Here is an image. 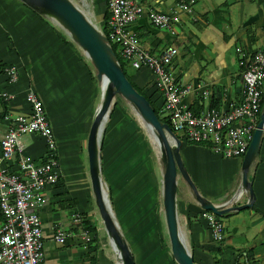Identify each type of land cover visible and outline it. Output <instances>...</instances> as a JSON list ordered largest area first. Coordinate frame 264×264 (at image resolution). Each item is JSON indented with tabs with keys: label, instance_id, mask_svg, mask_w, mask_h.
Listing matches in <instances>:
<instances>
[{
	"label": "crops",
	"instance_id": "1",
	"mask_svg": "<svg viewBox=\"0 0 264 264\" xmlns=\"http://www.w3.org/2000/svg\"><path fill=\"white\" fill-rule=\"evenodd\" d=\"M137 1L144 11L128 26L138 44L154 56L168 45L177 49L171 61V73L177 85L189 86L181 103L194 114L209 108L213 102H216L213 108L218 110L238 103L242 88L238 59L241 54L249 57L262 45L264 0H194L190 12L177 10L179 25L174 34L154 27L147 15L149 10H165L180 0ZM80 3L83 1L79 0L75 5ZM89 6L90 21L103 29V14L107 12L105 0H91ZM44 15L21 0H0V68L13 67L17 73L16 81L11 83L0 73V93L6 95L0 97L6 101L4 115L10 117L28 111L24 96L27 90L33 91L50 118L56 142L60 178L44 190V202L38 209L43 241L39 264H119L99 214L95 216L92 212L93 207L97 209L90 188L86 148L81 147L86 145L88 129L100 101V82H96L86 56L73 39L67 38L63 29ZM130 68V82L158 110L161 96L152 72L146 67ZM263 92L264 82L261 94ZM129 106L124 101L103 124L99 140L100 143L103 139L102 149H99V174L113 219L133 263L154 264L150 250L163 247L160 241L163 220L160 189L154 171L156 166L153 161L151 165L146 163L148 156H152L151 148L147 146L140 125L129 115ZM85 112L87 116L82 118ZM75 115L82 119L78 123L72 122L73 127L69 129L70 119ZM143 126L149 134L145 122ZM6 128L7 120L3 118L0 139ZM124 128L130 133L119 134ZM24 135L23 142L19 139L22 158L33 162L44 160L43 139L36 133ZM184 141L179 147L181 161L203 198L223 206L238 191L229 206L249 201L247 191L239 188L242 156L224 157L207 145ZM73 142L77 147L73 148L75 156L70 155ZM141 149L145 155L139 153ZM109 151L113 156V168L122 164L127 167L125 176L112 179L113 188L107 185L101 164V158H106ZM159 159L162 162L160 155ZM12 161L15 164L18 156L15 155ZM247 179L252 189L251 205L225 213L223 237L219 242L211 239L207 223L200 218L202 209L190 189L186 184H176L179 233L197 264H264V132ZM142 205L147 209L144 215L141 214ZM74 214L80 215L82 222L89 220L95 227V237L91 233L88 242L79 235L78 226L72 219ZM132 214L133 219H128ZM98 220L103 229L96 225ZM135 222L137 226L133 225ZM55 228L67 234L63 243L53 240ZM165 237L167 239L166 234ZM221 246L225 248L218 252L217 248ZM166 251L169 253V246ZM168 256L170 260V253Z\"/></svg>",
	"mask_w": 264,
	"mask_h": 264
},
{
	"label": "built area",
	"instance_id": "2",
	"mask_svg": "<svg viewBox=\"0 0 264 264\" xmlns=\"http://www.w3.org/2000/svg\"><path fill=\"white\" fill-rule=\"evenodd\" d=\"M194 0H180L165 10H149L148 19L157 28L175 33L179 25L177 10L190 12ZM108 18L105 30L100 33L106 43L119 46V54L131 67L148 68L155 79L161 96L159 113L169 122V128L178 137L193 143L207 145L224 157L242 156L250 141L259 112L261 86L264 82V35L260 48L249 57L240 55L241 96L238 103L228 109L209 107L192 113L181 98L189 86H179L171 73V61L177 49L168 45L157 56L144 50L137 42L129 24L144 11L137 0H105ZM240 52V49L237 48ZM0 73L14 82L17 73L13 67H2ZM0 97H6L0 93ZM24 100L28 111L9 116L6 132L0 139V264H39L42 259L43 241L38 209L44 202V190L60 178L56 142L42 102L27 90ZM38 134L44 141V160L33 162L22 158L20 136ZM18 161L13 164V157ZM200 218L207 223L211 239L219 242L223 237V223L218 215L201 210ZM73 223L85 242L91 239L89 229L81 216L74 214ZM67 234L55 228L53 240L63 243Z\"/></svg>",
	"mask_w": 264,
	"mask_h": 264
},
{
	"label": "water",
	"instance_id": "3",
	"mask_svg": "<svg viewBox=\"0 0 264 264\" xmlns=\"http://www.w3.org/2000/svg\"><path fill=\"white\" fill-rule=\"evenodd\" d=\"M28 6L57 20V24L73 39L95 70V77L100 82V101L91 120L87 139L86 157L90 188L100 221L108 235L119 264H134L126 242L122 239L103 188L99 167V140L103 124L106 121L112 100L120 96L135 111V114L150 127L159 138V155L163 163L161 174V205L169 253L176 264H197L186 250L179 233L176 218V176L177 173L190 189L195 202L202 210L216 215L249 207L253 200L251 183L247 179L248 169L256 157L259 141L264 132L263 109L252 131L250 141L241 157L239 188L247 191L250 199L242 205L229 206L235 201L234 192L223 206L203 198L196 190L179 154L181 141L169 126L161 122L148 100L138 93L120 68L111 47L105 37L90 19L71 0H21ZM149 135V134H148Z\"/></svg>",
	"mask_w": 264,
	"mask_h": 264
},
{
	"label": "rangeland",
	"instance_id": "4",
	"mask_svg": "<svg viewBox=\"0 0 264 264\" xmlns=\"http://www.w3.org/2000/svg\"><path fill=\"white\" fill-rule=\"evenodd\" d=\"M74 4H78V2H79V0H71ZM83 1V3H80L79 5H76V6H78L82 11H83V13L88 17V18H90L89 16H90V6L89 5H91V0H82ZM88 3V4H86V3ZM85 3V4H84ZM45 14V13H44ZM45 15H47V14H45ZM44 15V16H45ZM48 16V15H47ZM46 19L48 20V21H50V23H51V20L50 19H52V21H54V22H56L57 23V20L56 19H54V18H47L46 17ZM93 19V18H92ZM64 31V33H65V35H66V37L68 38V37H70L66 32H65V30H63ZM70 39H71V37H70ZM112 45V44H111ZM113 48H114V51H115V54H116V56L119 58V60L121 61V64H122V68H123V70H124V72H125V74H126V76H128L129 77V74H130V70H131V68H130V66L129 65H127L125 62H124V60L122 59H120V56H119V46L118 45H114L113 44ZM88 60V59H87ZM88 62H89V66H90V69H91V71L93 72L92 74H94L95 75V73H94V68H93V66L91 65V63H90V61L88 60ZM96 80V82H98L99 83V81L97 80V79H95ZM99 88V87H98ZM99 90H100V88H99ZM262 109H263V102L261 103V105H260V109H259V112H258V115H259V113L262 111ZM128 111H129V115H132V117H135V111H134V109L131 107V106H129V109H128ZM79 114V113H78ZM80 115V114H79ZM157 115H158V117H159V119L160 118H162V113H159L158 111H157ZM76 117H72L71 119H70V124H71V126L69 127V129H71L73 126H72V122H79L82 118H85V116H87V113L85 112L84 113V116L81 118V116H77V115H75ZM137 116V115H136ZM138 117V116H137ZM49 120H50V118H48ZM256 119L258 120V116L256 117ZM256 120V121H257ZM138 121H139V127H140V130L141 131H143L145 134H146V136H147V138H148V140H149V143H151V145H152V147H151V152H150V155H152L151 157L150 156H148V158H147V161H146V163L148 162V165H151V163H152V161H153V163H154V165L156 166V167H154V171H156V176L158 177V180H157V188H158V190L160 189V186H161V183H160V178H159V175L161 174V170L163 169V163L162 162H160V159H159V149H158V146L157 145H155V143H153L154 142V140L148 135V132L146 131V128L143 126V122L141 121V119H139L138 118ZM129 131V129L128 128H124L123 130H121L120 132H118L119 134H123V135H125V134H129L130 132H128ZM24 135V134H23ZM21 135L20 136V138H22V142H23V140L26 138V135ZM31 135H34V134H31ZM151 141V142H150ZM75 142H73V145H72V147H71V150H70V152L72 153V154H70V155H72V156H75V153H74V149L73 148H75V149H77V147L75 146ZM84 150H85V147L84 146H81ZM139 153H143L144 154V152H143V150L141 149V150H139ZM110 154V151L108 152V154H107V157L106 158H101V164L103 163V168H102V173H103V176H104V178H105V180L107 181V185L108 186H110L111 188H113L115 185H112V179L115 177V176H118V175H121V176H125L123 173L126 171V169H127V167L124 165V164H122V165H120V166H118V167H116V168H113V164H112V162H113V156ZM145 155V154H144ZM23 156V155H22ZM150 157V158H149ZM87 164V163H86ZM149 168V167H148ZM181 183H183L184 185H185V183H184V181H183V179L179 176V174H177V176H176V184H177V186H178V184L180 185ZM177 190H178V188H176V192H177ZM152 192H153V190L151 189L150 190V194H152ZM107 194H108V192H107ZM150 194H148V197H150ZM120 195V194H119ZM122 196H123V198H124V195L122 194ZM114 200H115V198H114ZM161 207V209H162V205L160 206ZM128 210H130L129 208H128ZM141 210H142V215H144V213H145V211L147 210L146 208H144L143 207V205L141 206ZM92 212L95 214V216H98V214H96V213H98L97 212V210H95V208L93 207V210H92ZM141 214H140V216H141ZM134 214H132L128 219H133V216ZM148 215H149V213L147 214V217H148ZM219 218H220V220L221 221H223V222H225V213L224 214H222V215H219L218 216ZM136 222H138V221H136ZM133 223V225H136L137 223ZM100 225V222H99V220H98V222H96V225ZM138 225V224H137ZM136 225V226H137ZM100 227L102 228V225H100ZM103 229V228H102ZM103 232H104V230H103ZM160 234H161V237H163V242H161V245L163 246V247H156L155 249H153L152 251L150 250V253H151V261L153 260V261H155L154 262V264H170L171 262H170V260H169V253L166 251L167 249L166 248H168V242H167V239H166V242H165V234H166V232H165V227H164V222H163V220L161 219V224H160ZM150 243H152V241H150Z\"/></svg>",
	"mask_w": 264,
	"mask_h": 264
},
{
	"label": "trees",
	"instance_id": "5",
	"mask_svg": "<svg viewBox=\"0 0 264 264\" xmlns=\"http://www.w3.org/2000/svg\"><path fill=\"white\" fill-rule=\"evenodd\" d=\"M105 5H106V3H105ZM107 18H108V12H104V14H103V21H104V27H103V31L105 30V23H106V20H107ZM111 49H112V51H113V53H114V56H115V58H116V60H117V62H118V64H119V66H120V68L122 69V71L124 72V70H123V68H122V64H121V61L119 60V58L116 56V54H115V51H114V48H113V45H111ZM121 59V58H120ZM122 60V59H121ZM124 74H125V72H124ZM125 76H126V74H125ZM126 78L129 80V77L128 76H126ZM130 81V80H129ZM131 83V82H130ZM131 85L134 87V89L138 92V93H140L141 95H143V93L135 86V85H133L132 83H131ZM144 96V95H143ZM147 100H148V98L146 97V96H144ZM264 101V92L261 94V99H260V105H261V103ZM148 102H149V104L151 105V107L153 108V110H154V112H155V114L157 115V111L159 110V108H158V110L151 104V102L148 100ZM124 103V100L120 97V96H118V95H115L114 96V98H113V100H112V104H111V107H110V111H109V114H108V117L110 118L112 115H113V113H114V111L116 110V108L117 107H122V104ZM210 107H216V102H213V103H211V106ZM259 109H260V107H259ZM5 112H6V101L4 100V99H2V98H0V121L3 119V117L5 116L4 114H5ZM257 116H258V114H257ZM131 117H132V115H131ZM157 117H158V115H157ZM133 118V122H136V123H138L139 124V122L138 121H136V116L135 117H132ZM159 118V117H158ZM161 122H163V123H165L167 126H169V122L166 120V119H164L163 117L162 118H160L159 119ZM257 120V119H256ZM144 136H145V139H146V142H147V146L149 147V148H151V145L149 144V140H148V138H147V136H146V134H144ZM179 138V140L181 141V142H185L184 140L185 139H183V138H181V137H178ZM189 142V141H188ZM190 143H193V142H190ZM195 144H200V145H203V144H201V143H195ZM102 146H103V139L101 138V141H100V143H99V149L101 150L102 149ZM178 174V173H177ZM153 217L155 218L154 220H156V217H155V213L153 214ZM2 219V216H1V214H0V220ZM88 229H89V231H90V233H93L94 235V237H95V234H96V229H95V227L93 226V224H91L90 223V221L89 220H87V219H85L83 222H82ZM159 226V225H158ZM76 229H78V227H76ZM157 229H158V227H157ZM94 240V239H93ZM160 241L161 242H163L164 240H163V237H160ZM165 242H166V237H165ZM224 246H221V247H218L217 248V251L218 252H221L222 250H224ZM168 249V248H167ZM170 260H171V262L173 263V264H176L175 262H174V260H173V258H172V256L170 255ZM215 263H216V261H215Z\"/></svg>",
	"mask_w": 264,
	"mask_h": 264
},
{
	"label": "bare ground",
	"instance_id": "6",
	"mask_svg": "<svg viewBox=\"0 0 264 264\" xmlns=\"http://www.w3.org/2000/svg\"><path fill=\"white\" fill-rule=\"evenodd\" d=\"M148 128V130H149V135H150V137L154 140V142L153 143H155V145H157L158 146V148H159V138H158V136L155 134V132L150 128V127H147Z\"/></svg>",
	"mask_w": 264,
	"mask_h": 264
},
{
	"label": "clouds",
	"instance_id": "7",
	"mask_svg": "<svg viewBox=\"0 0 264 264\" xmlns=\"http://www.w3.org/2000/svg\"><path fill=\"white\" fill-rule=\"evenodd\" d=\"M175 134V133H174ZM176 135V134H175ZM176 137L178 138V136L176 135ZM179 139V138H178Z\"/></svg>",
	"mask_w": 264,
	"mask_h": 264
}]
</instances>
